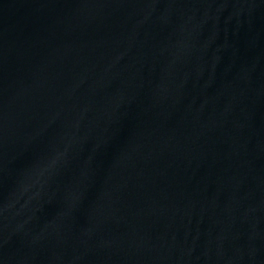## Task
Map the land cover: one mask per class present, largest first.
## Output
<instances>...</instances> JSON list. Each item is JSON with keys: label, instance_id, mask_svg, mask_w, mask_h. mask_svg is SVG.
<instances>
[{"label": "water", "instance_id": "water-1", "mask_svg": "<svg viewBox=\"0 0 264 264\" xmlns=\"http://www.w3.org/2000/svg\"><path fill=\"white\" fill-rule=\"evenodd\" d=\"M0 264H264V0H0Z\"/></svg>", "mask_w": 264, "mask_h": 264}]
</instances>
